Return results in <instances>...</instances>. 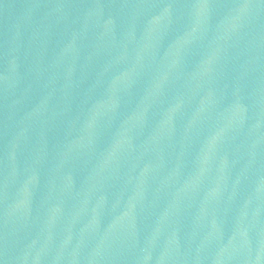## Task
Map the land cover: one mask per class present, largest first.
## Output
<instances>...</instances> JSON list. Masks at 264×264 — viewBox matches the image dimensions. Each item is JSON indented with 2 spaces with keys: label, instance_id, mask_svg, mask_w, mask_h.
Returning <instances> with one entry per match:
<instances>
[{
  "label": "water",
  "instance_id": "obj_1",
  "mask_svg": "<svg viewBox=\"0 0 264 264\" xmlns=\"http://www.w3.org/2000/svg\"><path fill=\"white\" fill-rule=\"evenodd\" d=\"M0 264H264V0H0Z\"/></svg>",
  "mask_w": 264,
  "mask_h": 264
}]
</instances>
